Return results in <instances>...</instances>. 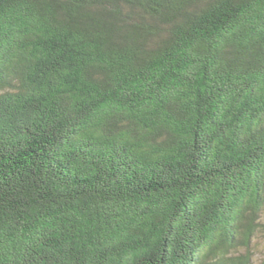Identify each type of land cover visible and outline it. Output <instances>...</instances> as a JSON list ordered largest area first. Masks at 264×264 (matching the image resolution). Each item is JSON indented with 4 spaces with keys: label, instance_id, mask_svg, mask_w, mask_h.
Wrapping results in <instances>:
<instances>
[{
    "label": "trees",
    "instance_id": "1",
    "mask_svg": "<svg viewBox=\"0 0 264 264\" xmlns=\"http://www.w3.org/2000/svg\"><path fill=\"white\" fill-rule=\"evenodd\" d=\"M264 0H0V264H264Z\"/></svg>",
    "mask_w": 264,
    "mask_h": 264
},
{
    "label": "rangeland",
    "instance_id": "2",
    "mask_svg": "<svg viewBox=\"0 0 264 264\" xmlns=\"http://www.w3.org/2000/svg\"><path fill=\"white\" fill-rule=\"evenodd\" d=\"M251 251L253 253V260L259 262L263 257L264 251L263 238L259 234L251 242Z\"/></svg>",
    "mask_w": 264,
    "mask_h": 264
}]
</instances>
